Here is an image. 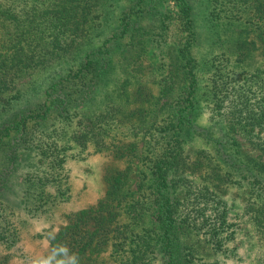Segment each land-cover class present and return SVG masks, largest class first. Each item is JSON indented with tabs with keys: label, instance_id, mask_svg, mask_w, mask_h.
Returning a JSON list of instances; mask_svg holds the SVG:
<instances>
[{
	"label": "trees",
	"instance_id": "obj_1",
	"mask_svg": "<svg viewBox=\"0 0 264 264\" xmlns=\"http://www.w3.org/2000/svg\"><path fill=\"white\" fill-rule=\"evenodd\" d=\"M226 4L215 23L229 31L230 50L209 59L210 124L197 130L191 0H126L115 16L109 12L117 0H0V189L22 152L36 153L42 169L24 177L30 201L67 192L61 177L75 152L89 145L109 157L102 194L69 211L48 232L47 253L31 264L72 257L97 264L105 252L120 264H147L155 251L165 264H195L191 234L212 249L234 238L225 198L232 183L248 187L241 213L257 243L256 264H264V61H250L264 57V0ZM140 49L163 58L157 92L139 73ZM109 75L112 86L101 87ZM99 87L104 98L96 106ZM88 101L89 112L81 109ZM190 130L202 146L193 149L184 137ZM236 134L257 153L244 150ZM132 168L138 178L129 191ZM0 241L9 249L15 236L0 230ZM9 257L0 254V264H12Z\"/></svg>",
	"mask_w": 264,
	"mask_h": 264
},
{
	"label": "rangeland",
	"instance_id": "obj_2",
	"mask_svg": "<svg viewBox=\"0 0 264 264\" xmlns=\"http://www.w3.org/2000/svg\"><path fill=\"white\" fill-rule=\"evenodd\" d=\"M191 1L193 3L196 35L191 45V52L196 58V68L198 70L196 82L197 105L193 114L194 124L198 130L200 127L205 129L210 124L208 99L204 92L210 70L209 59L220 53L229 52L231 36L228 34L229 31L227 29L224 30L219 24L215 23L222 17L224 18L221 14L228 12L227 0ZM117 3L119 5L112 7L109 14L117 15L119 10L124 8L126 0H117ZM166 6H168V13L172 14V2L169 1ZM169 19L172 21V16ZM168 27L169 31L166 33V37L169 36V41H171L175 29L172 23ZM100 39L96 38L95 44H98ZM138 53L137 61L140 60L142 65V70L139 71L142 74V80L153 92H157V80L160 70L163 68L161 60L163 58L158 55L156 50L140 49ZM118 56L119 54L115 52L113 58L117 60ZM261 60L264 61V57L256 54H253L250 59L251 63H257ZM106 79V82L100 86L110 88L113 84V79L110 75ZM154 79L156 82L152 81ZM103 98L104 91L99 87L96 89L94 100L92 101L96 102V106H100ZM92 101L82 105L81 109L89 112V107L93 105ZM73 121L74 119H72ZM184 137L189 138L193 149L197 146H202L203 138L198 132L190 130L184 134ZM235 137L241 147L247 150L249 154L255 155L257 153L256 150L248 146L240 135L236 134ZM42 160L44 161V159ZM108 162L109 157L107 154L99 151L93 152L88 145L85 150L68 156L64 162L65 177H61V187L68 186L66 193L54 199H49L51 195L46 193L40 201H30L31 198L26 191L24 177L27 174L30 176L36 173L40 174L42 169L39 165L41 163L37 161V154L34 152H22L19 154L15 168L7 174L6 183L0 189V230L4 234L9 235L13 232L15 241L9 249H6L4 243L0 241V254L5 251L9 252V262L12 264H31L34 258L42 257L46 254L48 251L46 238L48 232L54 231L63 223L65 215L69 211L92 204L102 194L101 173L104 165ZM28 163L31 165H28ZM32 164L34 167H32ZM135 164L134 162V169L136 167ZM118 165L121 166L122 163L118 161ZM133 168L125 184V188L129 191L134 190L138 178V174L134 172ZM46 190L53 191V187L47 184ZM248 195L249 190L246 185L232 183L227 186L225 198L229 204V220L234 222L232 225L233 230L235 229L233 231L234 238L227 240L223 245L225 246L224 248L212 249L210 246L198 245V238L191 234V237L187 239L189 242L186 241V243H191L192 261L195 264L257 263V243L252 235L250 223L246 220V216L241 213V205L244 204ZM180 249L184 254L189 250V247L180 245ZM182 253L180 256H182ZM100 258L102 263L97 264H120L109 256L107 252L103 253ZM149 258L150 261L147 264H165L161 251L151 253Z\"/></svg>",
	"mask_w": 264,
	"mask_h": 264
},
{
	"label": "clouds",
	"instance_id": "obj_3",
	"mask_svg": "<svg viewBox=\"0 0 264 264\" xmlns=\"http://www.w3.org/2000/svg\"><path fill=\"white\" fill-rule=\"evenodd\" d=\"M62 252H66L67 249L62 248ZM41 264H51V258L49 260L42 261ZM57 264H76V259L75 257L70 258L69 262H66L64 260L57 261Z\"/></svg>",
	"mask_w": 264,
	"mask_h": 264
}]
</instances>
